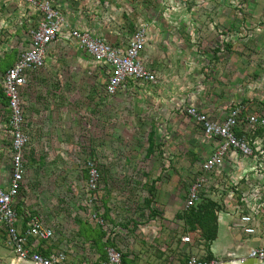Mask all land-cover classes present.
I'll use <instances>...</instances> for the list:
<instances>
[{"label":"rangeland","instance_id":"374dc122","mask_svg":"<svg viewBox=\"0 0 264 264\" xmlns=\"http://www.w3.org/2000/svg\"><path fill=\"white\" fill-rule=\"evenodd\" d=\"M55 1L73 27L108 42L145 29L141 62L156 79L106 96L104 71L60 36L22 92L26 169L19 218L39 216L67 259L85 264H107L108 247L123 264L246 255L251 242L239 249L236 233L224 227L212 242L188 230L187 188L211 146L183 109L211 106L215 114L242 102L264 115V0ZM40 17L25 0H0V85ZM7 117L0 89L2 170L10 164ZM257 135L264 140V131ZM234 174L226 163L207 175L201 195L219 207L217 222L229 225L235 220L222 204L236 192ZM187 234L190 242L183 243ZM3 236L0 264H20Z\"/></svg>","mask_w":264,"mask_h":264},{"label":"built area","instance_id":"2783aa9c","mask_svg":"<svg viewBox=\"0 0 264 264\" xmlns=\"http://www.w3.org/2000/svg\"><path fill=\"white\" fill-rule=\"evenodd\" d=\"M40 13L37 25L29 35L28 48L18 54L14 63L6 69L2 77V90L7 100V130L10 136L9 177L0 183V230L5 237V245L20 262L32 264H68L65 252L60 248L39 251L44 244L55 245V233L37 215L25 213L19 218L16 205L23 188L26 163L24 124L25 115L20 97L21 89L27 84L29 74L45 68L51 46L62 34L66 42L76 45L84 52L92 64L104 70V91L114 96L128 83H154L155 75L141 61L145 46V29L135 31L126 39L108 42L103 37L73 27L58 10L55 0H25ZM62 39V38H61ZM65 42V43H66ZM183 113L199 126L204 139L210 143L211 151L201 164L187 188L185 209L197 206L207 175L219 173L228 163L234 170L232 179L234 192L224 195L223 208L227 216L235 222L230 229L244 235L254 234L258 227H264V140L257 133L264 131V115L252 111L247 103L237 102L227 108L222 119L215 120L195 108L187 106ZM242 162H238V161ZM91 174L90 186L95 185ZM237 180V181H236ZM243 186L238 189L236 186ZM100 225L103 221L100 218ZM222 218L219 219V222ZM183 243L190 242L187 234ZM44 250V251H45ZM107 264H122L121 253L115 248H106ZM245 258L264 262V245L251 248L246 256L204 260L190 256L185 264H227Z\"/></svg>","mask_w":264,"mask_h":264},{"label":"crops","instance_id":"0c3cea01","mask_svg":"<svg viewBox=\"0 0 264 264\" xmlns=\"http://www.w3.org/2000/svg\"><path fill=\"white\" fill-rule=\"evenodd\" d=\"M64 42H66V41H64ZM67 43V42H66ZM29 44V43H28ZM28 44H27V48H28ZM51 52V51H50ZM49 58V57H48ZM16 60V59H15ZM14 63V62H13ZM12 63V64H13ZM11 64V65H12ZM98 67V66H97ZM148 68V67H147ZM7 69V68H6ZM150 69V68H149ZM102 70V69H101ZM151 70V69H150ZM104 71V70H103ZM5 72V71H4ZM105 73V72H104ZM30 75L31 74H29V76H28V78H27V84L21 89V91H20V97H21V102H22V108H23V96H22V92H23V90L24 89H26V87H27V85H28V83H29V81H30ZM129 84V83H128ZM0 89H1V91H2V93H3V90H2V85H0ZM125 89V88H124ZM124 89H122L123 91H124ZM131 90H133V89H131ZM119 92H121V91H119ZM103 93L106 95V93H105V91L103 90ZM4 94V93H3ZM107 96V95H106ZM211 106H209V107H204L203 108V111H204V113H206L207 115H210L209 117L210 118H213V119H215V120H218V119H222L223 117H224V115H225V113L227 112V109L225 110H223V111H220L219 109L218 110H216V112H214L215 114H212L213 112L212 111H210V108ZM208 112V113H207ZM220 112V113H219ZM210 145V144H209ZM210 151H211V147H210ZM1 167V166H0ZM4 169H6V170H4ZM8 177H9V166H7V167H4L3 168V170H2V168H0V183H5L7 180H8ZM19 203H20V201H19ZM18 203V204H19ZM224 221H226L225 219H224ZM224 227V228H226L229 232H230V234L232 235L233 233H236V235L234 236V238H237V239H239L238 241V243H237V246H238V248L239 249H242L243 247H244V245H245V243L247 242H251L248 246L247 245H245L246 247H247V250H246V253H248V251L251 249V248H256V247H259V246H262V245H264V227H258V229H257V231L254 233V234H252V235H244V234H241V233H237V232H235L233 229H230L229 228V223H227V221L226 222H222L221 221V223L220 222H218V228L219 227ZM50 227V226H49ZM0 234L1 235H3V231L2 230H0ZM3 240H5L4 239V236H3ZM5 242V241H4ZM56 242H57V240H56ZM56 242H55V245L53 244V246H50L49 247V245H45L44 244V248H42V247H39V251H43L44 253H48V251H46L45 250V248L46 247H48V249L49 250H51V249H54V248H60L61 250H63L65 253H66V250L64 249V245H56ZM235 242V241H234ZM45 250V251H44ZM227 254V255H226ZM225 255L226 256H224V257H222V256H220V257H214V258H216V259H220V260H222V261H225V260H229V259H231V258H234V256H236V255H238V256H243V255H241L240 254V252L239 251H237V252H227V253H225ZM247 255V254H246ZM246 255H244V256H246ZM67 257V256H66ZM15 258V257H14ZM82 258L81 257H77V258H75V259H72L71 260V258L70 257H68V259H67V262H68V264H85V263H80V260H81ZM76 260H79V261H76ZM20 262V261H19ZM20 263H23L22 261L20 262Z\"/></svg>","mask_w":264,"mask_h":264},{"label":"trees","instance_id":"16d2710c","mask_svg":"<svg viewBox=\"0 0 264 264\" xmlns=\"http://www.w3.org/2000/svg\"><path fill=\"white\" fill-rule=\"evenodd\" d=\"M202 201L198 203L197 206L188 209V213L185 216L186 218L184 217V220L187 226L189 225V231L190 229L198 230L203 233V237L206 239V241L212 242L217 238L218 222L216 219L215 211H218L219 207L211 200H205V202ZM206 222L210 223V226H208V223L206 225ZM213 258L214 257L210 255V258L207 260Z\"/></svg>","mask_w":264,"mask_h":264},{"label":"water","instance_id":"95a60500","mask_svg":"<svg viewBox=\"0 0 264 264\" xmlns=\"http://www.w3.org/2000/svg\"><path fill=\"white\" fill-rule=\"evenodd\" d=\"M240 256L236 255L234 256L235 259H239ZM20 264H32L30 262H23ZM227 264H264V262L255 260V259H249V258H245L241 261H235V262H228Z\"/></svg>","mask_w":264,"mask_h":264}]
</instances>
